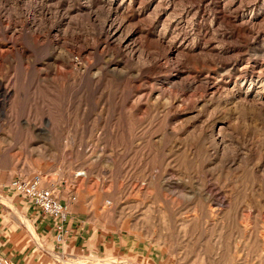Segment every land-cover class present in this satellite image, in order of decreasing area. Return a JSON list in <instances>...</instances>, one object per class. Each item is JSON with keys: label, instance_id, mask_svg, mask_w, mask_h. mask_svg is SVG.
Here are the masks:
<instances>
[{"label": "rangeland", "instance_id": "374dc122", "mask_svg": "<svg viewBox=\"0 0 264 264\" xmlns=\"http://www.w3.org/2000/svg\"><path fill=\"white\" fill-rule=\"evenodd\" d=\"M36 177L105 263L264 264V0H0V212Z\"/></svg>", "mask_w": 264, "mask_h": 264}, {"label": "crops", "instance_id": "0c3cea01", "mask_svg": "<svg viewBox=\"0 0 264 264\" xmlns=\"http://www.w3.org/2000/svg\"><path fill=\"white\" fill-rule=\"evenodd\" d=\"M62 204L68 209V219L60 233L58 221L44 215L29 200H9L4 207L15 209L0 212V256L13 264H112L105 262L117 256L127 241L76 214L69 201Z\"/></svg>", "mask_w": 264, "mask_h": 264}, {"label": "built area", "instance_id": "2783aa9c", "mask_svg": "<svg viewBox=\"0 0 264 264\" xmlns=\"http://www.w3.org/2000/svg\"><path fill=\"white\" fill-rule=\"evenodd\" d=\"M13 188L19 196L29 200L44 215L58 221L57 230L63 232V224L68 219V209L61 204L56 197L53 188H44L41 179L36 177L32 180L16 179ZM61 239L59 236L58 240ZM0 264H13L8 259L0 256Z\"/></svg>", "mask_w": 264, "mask_h": 264}]
</instances>
